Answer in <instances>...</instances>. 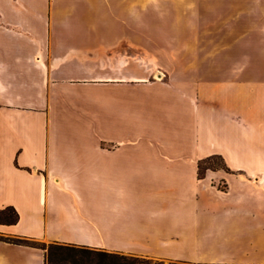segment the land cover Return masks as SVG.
<instances>
[{
	"label": "crops",
	"instance_id": "0c3cea01",
	"mask_svg": "<svg viewBox=\"0 0 264 264\" xmlns=\"http://www.w3.org/2000/svg\"><path fill=\"white\" fill-rule=\"evenodd\" d=\"M233 2L0 0V209L19 213L0 224V264H45V249L11 238L264 264V79L237 70L222 99L217 89L201 98L124 64L264 60V5ZM70 109L101 117L96 150L54 147L50 125ZM215 155L225 166L200 177ZM110 162L120 184L79 177Z\"/></svg>",
	"mask_w": 264,
	"mask_h": 264
},
{
	"label": "rangeland",
	"instance_id": "374dc122",
	"mask_svg": "<svg viewBox=\"0 0 264 264\" xmlns=\"http://www.w3.org/2000/svg\"><path fill=\"white\" fill-rule=\"evenodd\" d=\"M232 1H240V4L253 6L264 5V0H215L217 5L230 4ZM233 2V3H234ZM251 40H255L252 39ZM250 48V46H249ZM249 50V49H247ZM258 52L264 51V44L258 46ZM105 68L115 67L118 62L113 60H107L104 62ZM125 67L135 69L137 73L141 74L144 82H152L156 80L158 72L163 74L162 80L185 85L189 89H198L201 98H207L208 93L213 89H217L220 92L222 99L223 84L228 79H238L234 75L238 73L237 70H244L243 74H257L258 78L264 79V60L258 61H194V60H136L124 63ZM255 77V76H254ZM196 89V90H197ZM90 96H94L95 93L89 92ZM95 110H89L88 114H82L78 109H70L63 118H59L57 124L50 125L49 136L55 139L54 147L60 150H86L94 151L97 146L95 144V136L107 133L101 124V117H96ZM112 110H110L109 117H111ZM135 113L126 111L120 115V119L125 121L132 120L135 117ZM100 116V115H98ZM112 118V117H111ZM111 123V122H110ZM202 136H208L207 132L202 131ZM97 159V160H96ZM90 161L93 162V166H100V157L91 156ZM104 166L108 169L104 174H100L95 170L93 173L80 174L79 177L85 181L87 179L88 185L95 186L96 180L101 177L105 178V181L114 184H120V180L116 177V168L119 166L116 163L110 162ZM225 166L224 160L220 155L211 156L209 158L202 159L199 164V176L203 177L207 168L219 169ZM117 179V180H115ZM220 189L225 188V184L222 180L215 182ZM40 246H48L49 244H43L37 242ZM133 256V255H129ZM144 260H147L149 264H223V263H187L181 261H175L170 259H157L148 256H137ZM57 264H68L65 261H59Z\"/></svg>",
	"mask_w": 264,
	"mask_h": 264
},
{
	"label": "trees",
	"instance_id": "16d2710c",
	"mask_svg": "<svg viewBox=\"0 0 264 264\" xmlns=\"http://www.w3.org/2000/svg\"><path fill=\"white\" fill-rule=\"evenodd\" d=\"M18 221L19 213L13 206L0 209V224L12 225ZM8 241L45 249V264H57L59 261L68 264H149L147 260L137 256L75 244L51 243L48 246H40L37 242L26 239L11 238Z\"/></svg>",
	"mask_w": 264,
	"mask_h": 264
}]
</instances>
